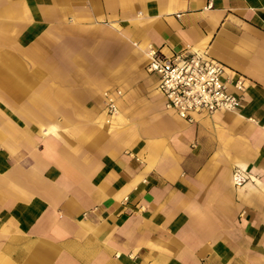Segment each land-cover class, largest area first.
Masks as SVG:
<instances>
[{"label": "crops", "instance_id": "1", "mask_svg": "<svg viewBox=\"0 0 264 264\" xmlns=\"http://www.w3.org/2000/svg\"><path fill=\"white\" fill-rule=\"evenodd\" d=\"M150 48L243 107L180 118ZM0 264H264V0H0Z\"/></svg>", "mask_w": 264, "mask_h": 264}, {"label": "built area", "instance_id": "2", "mask_svg": "<svg viewBox=\"0 0 264 264\" xmlns=\"http://www.w3.org/2000/svg\"><path fill=\"white\" fill-rule=\"evenodd\" d=\"M147 55V70L157 79V90L164 98L166 109L180 118L191 121L194 113L238 112L243 107L242 77L233 83L239 93H232L224 77L226 67L206 52L184 50L166 56L150 48ZM104 96L109 124L118 114V107L115 95L105 93ZM247 179L245 170H234L235 185L240 186Z\"/></svg>", "mask_w": 264, "mask_h": 264}]
</instances>
